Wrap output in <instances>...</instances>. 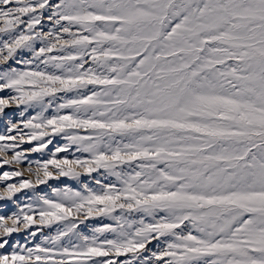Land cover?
<instances>
[{
	"label": "snow or ice",
	"instance_id": "1",
	"mask_svg": "<svg viewBox=\"0 0 264 264\" xmlns=\"http://www.w3.org/2000/svg\"><path fill=\"white\" fill-rule=\"evenodd\" d=\"M0 264H264V0H0Z\"/></svg>",
	"mask_w": 264,
	"mask_h": 264
}]
</instances>
